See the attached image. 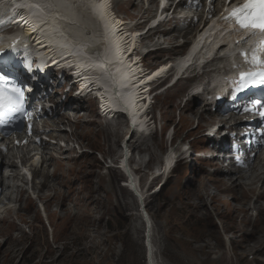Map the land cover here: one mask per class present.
<instances>
[{
	"label": "rangeland",
	"instance_id": "374dc122",
	"mask_svg": "<svg viewBox=\"0 0 264 264\" xmlns=\"http://www.w3.org/2000/svg\"><path fill=\"white\" fill-rule=\"evenodd\" d=\"M21 4L26 7V0H21ZM114 7L116 14L134 17L126 3L114 1ZM31 13L37 20L50 16L37 7L31 9ZM158 103H154L152 111L160 120ZM84 109L88 113H83V123L75 124L74 131L70 127H64L67 133L63 128L55 131L71 142L72 151L52 146L57 158L51 159L48 155L44 159L50 187L59 195L48 210L49 221L42 219L37 201H33L29 193L20 197L21 181L12 178V188H5L4 198L12 196L15 201L0 203V211L10 210L6 215L0 212L3 216V221L0 219V264H146L144 241L148 234L155 264H264V198L253 204L255 194L241 191L235 196L236 200H232L229 194L217 192L218 202H214L215 198L210 199L215 196L210 188H215L204 189L202 185L207 180L202 175L189 178L181 171L170 177L160 193L145 194L146 213L152 224L145 236L136 200L122 187V183H126L125 175L119 170L107 169L108 159L111 162V157L115 162L120 159V143L127 127L125 120L118 118L111 122L113 125H105V120L98 118L93 102H87ZM195 112L187 113L191 123L202 116ZM169 114L172 115L170 111ZM203 116L201 123L205 126L210 117L204 113ZM55 122H48L53 132ZM185 128L190 130L188 126ZM179 136L183 140L189 135L180 131ZM195 137L190 136V141ZM129 138L130 164L136 160L131 170L138 169L135 181L144 187L151 171L160 165L167 142L160 137L144 139L139 134ZM196 142L203 143L200 139ZM13 170L15 172V168ZM258 177L261 181L257 187L260 185L264 191V176L259 174ZM42 182L40 178L37 184ZM28 188L34 192L38 187ZM196 192L202 196H195ZM40 193L50 196L54 191L43 188ZM234 194L237 195L236 190ZM62 197L64 206L59 204ZM42 202L47 207V201ZM6 217L8 220H4Z\"/></svg>",
	"mask_w": 264,
	"mask_h": 264
},
{
	"label": "bare ground",
	"instance_id": "6f19581e",
	"mask_svg": "<svg viewBox=\"0 0 264 264\" xmlns=\"http://www.w3.org/2000/svg\"><path fill=\"white\" fill-rule=\"evenodd\" d=\"M12 1H14L12 9L14 10L16 7L19 8L15 9L16 17H25L21 32L25 31L24 35H28L34 30V37L37 38L39 42L43 41L51 45L49 53L56 55L63 54V58H67L65 65L67 68H73L76 80L81 77L79 85L83 88V92H87V95L94 94L98 100L101 113L100 116L102 118L107 120L116 116L123 117L124 120L127 121L125 122L127 126L125 137L128 135L129 131L131 135L135 130L138 132L148 131L147 128H144L143 122L140 120L142 116H139L144 109V100L146 98L144 87L149 83L152 84L154 80L159 78L162 67L161 65L156 67L158 69L157 71L148 67L150 70L148 74L145 73L144 70H141L142 67H140V65L133 60L134 57L130 55L132 48H138L139 46L138 35L134 32L132 36H129L127 24L122 23V19L109 15L108 0H26V7H22L23 4H21V0H7L4 1L3 4L10 5ZM127 1V5H129V0ZM132 2V8H134L135 0H132ZM152 3H154V0H152ZM34 7H37L44 13L46 11L50 16L37 20L31 13V9ZM138 10L137 8L136 12H138ZM140 16L141 15L136 14L134 17L138 19L141 18ZM138 22H140V20H138ZM133 24L137 26L136 22H133ZM41 26L45 28H40ZM37 33H39L40 36H38L39 34ZM163 33L164 31L162 34ZM227 39L229 40L230 36H228ZM181 65V62H178L176 67L179 68ZM152 72L154 73L152 74ZM150 74L152 75L150 76ZM45 81H49L47 77H45ZM50 83L52 82L50 81ZM188 104L189 103H187V105ZM189 111H191L190 108H188L185 113ZM224 122L225 119L220 118L218 120V123ZM123 139V141H121L124 150L128 151L129 144L127 145V143L124 142L125 138ZM138 139L139 138H137V140ZM223 145L224 142H221L219 150ZM259 148H261L262 152L264 151V146H262L261 141H259ZM61 150H63V147ZM257 152H259V150H257ZM31 157L33 158V163L36 164V156H32L31 154ZM1 165L4 164L2 163ZM9 165L15 168V172L12 168L8 167L6 168L5 174L0 172V184L3 178L4 181L6 179L8 184L6 186L7 189L12 188L11 179H15L16 172L19 169L18 166L20 165L18 158L12 157L9 160ZM121 166L124 167L126 173H128V167H125L123 162H121ZM18 176L19 174L16 176V179ZM42 177L45 182L40 189L49 188L51 191H54L53 195L45 196V194H42L39 198L41 201H47V207L45 208L47 218L49 219L50 213H48V210H51L52 205L56 203V198H59V195L56 193L57 190L50 187L49 175L44 173ZM53 178L54 175L52 176V179ZM130 179L131 181L129 183L127 182V187L136 191V185L133 182L136 177L133 178L131 176ZM216 179L215 182L220 184L221 180H218V177ZM260 181L258 177L257 184ZM230 184L231 182H228V185ZM239 184L240 183H234V188H240L238 186ZM254 184L255 183L251 182V179H249L248 181H243L241 186L248 189L246 190V194H255L256 200L253 204H258V201L264 198V192L263 195L256 192L253 187ZM4 192V189H2L0 185V195L4 194ZM26 193L25 190L21 191V194H24L23 196H25ZM238 194L240 195L238 192L237 195H231V199L236 200L235 196H238ZM197 195L202 196V193L199 194L198 192L195 196ZM64 199L65 198L62 197L61 202H59L61 206H64ZM8 200L9 203L15 201L14 199L1 197L0 203H7L6 201ZM214 202H218V200L215 199ZM259 206L262 207L261 205ZM26 208L27 207H25V209ZM240 209L242 208L240 207ZM247 209L248 208L245 210ZM52 215L55 216V214L51 213V216ZM1 221H3V219H1ZM147 236L148 238L145 239L146 262L147 264H155L152 257L154 251L152 252L151 250L149 234Z\"/></svg>",
	"mask_w": 264,
	"mask_h": 264
},
{
	"label": "snow or ice",
	"instance_id": "6c2138e0",
	"mask_svg": "<svg viewBox=\"0 0 264 264\" xmlns=\"http://www.w3.org/2000/svg\"><path fill=\"white\" fill-rule=\"evenodd\" d=\"M211 2V0H210ZM257 8H259V12H257ZM221 19L234 21L237 28L241 30H249L252 35H255L256 31H259L262 35H264V0H246V2L241 5H236L231 7L230 9H225V14L221 16ZM2 49H0V53H2ZM258 52L260 55H258ZM245 55L247 59V54ZM264 39L259 41V47L253 49L251 55V64L254 67H259L261 71L258 72H250L247 75L251 76L253 80L257 78L261 81H264ZM244 73H241L240 79V89L242 90L246 86ZM0 83L7 84L8 81L4 77H0ZM15 93L14 97L11 95ZM20 96V89L15 85H12L8 89H0V110L5 107H11L17 105V97ZM247 110V109H246ZM264 115V113H262Z\"/></svg>",
	"mask_w": 264,
	"mask_h": 264
}]
</instances>
